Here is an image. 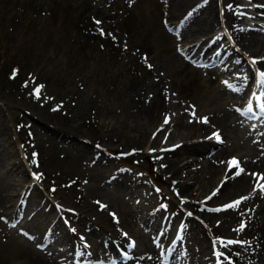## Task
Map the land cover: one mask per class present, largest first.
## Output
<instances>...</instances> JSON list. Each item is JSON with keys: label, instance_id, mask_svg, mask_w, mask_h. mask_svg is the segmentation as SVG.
I'll return each instance as SVG.
<instances>
[{"label": "rangeland", "instance_id": "rangeland-1", "mask_svg": "<svg viewBox=\"0 0 264 264\" xmlns=\"http://www.w3.org/2000/svg\"><path fill=\"white\" fill-rule=\"evenodd\" d=\"M168 1L166 0L167 3H164L174 2L173 0ZM199 1L203 2L198 0L196 5L200 4ZM6 2L0 0V16L2 17L0 18V26L3 27V34L0 35V69L2 66L5 68L0 71V226L3 227V229L0 227V239L2 240L0 241V247L3 248L0 249V252L4 251L9 257L4 260L7 263L0 262V264H12L11 262L13 264H27L29 262V264H34V259L38 256H43L42 259L47 256L54 264H69L72 261L77 264L79 257L81 258L80 264L82 261L83 264H88L90 260L85 259L84 255L81 254L84 252L81 247L85 238L86 245L88 244V238L93 242H90V249H94L95 252L93 259L94 262L100 264V260L109 261L110 257H115L116 251L120 253L123 250L119 246L114 249L110 245L116 240L114 233H122L125 230H129L134 234L128 240L135 244L134 249L140 254L141 262L149 264L152 256L150 253L156 252V248L160 245V243L153 242L152 236H154L163 221H166L165 230H167V233L165 232V236L169 238V241L173 237L177 238L179 235L177 230L181 229L180 239L177 240V249L173 247L174 252L176 249L178 257L183 262L181 264H215L214 261L217 264H264V237L260 236V223L264 220V217L261 219L264 216V190L258 188L262 191L259 193V200L255 203L257 205L256 210L255 205L252 207L251 202L246 204L240 202V205L236 208L232 209L231 207L229 209H232L231 214H224L223 210L215 211L211 207L218 203L222 204L221 199H224L214 198L215 194L210 198V203H204V198L211 188L217 186L222 178H228L223 176L225 174L223 169L225 154L219 153L222 146L219 144L208 154H193L195 158H193L190 167L192 170L187 175L181 172L175 179L183 185L182 188L186 187L185 190L181 189L182 192H178L173 184L175 180H172L163 169L159 152L171 149L172 146H176L181 142H198L203 139L202 136L187 137L183 128L173 125L170 114L166 116L163 113L151 122L144 120L142 115H135L127 110L124 97H119L118 100L114 89H111L110 93H106L99 89L101 87L96 86L95 80H101L99 78L100 74L78 72L73 64L62 59L59 60L57 55L54 58L53 54L49 60L44 61L42 54L40 59L36 60L35 63L32 62L33 59L28 57L29 54L26 53L25 37L21 44H18L16 39L17 31L15 27L17 29L21 17L26 14L25 4L17 0H6ZM241 2L245 4L244 10L247 13L244 15L246 18L249 17L248 19H250L249 12L256 10L258 15L261 12V16L255 19L258 30L254 32L253 40H249V34L242 33L237 37L234 33L232 34V29L225 22V16L223 15V8H229L230 3L224 2V5L223 3L218 5L216 1V5L219 7H216L219 10V23L217 22L214 26L215 30L212 29L209 32L210 34L208 33L206 36H201L200 33L199 35L198 33L197 35L192 34V31L186 26L183 33H179L182 32L179 27L172 29L174 24L176 22L180 24L182 19L181 26L186 24L184 19L191 12V9L181 18L169 20V22L173 20V23L170 22L172 26L166 29L175 38L176 47L173 49L171 45V54H167V56L171 59L177 53L179 60L189 61L188 64L195 67L192 62L195 61L194 59L199 53L205 52L210 56L218 51V48L214 45L208 47L209 43H213L217 39L218 44L224 46L228 44L227 49L229 47L230 51L227 50V52L222 53L219 64L216 63L217 69H225V72L230 73V75L237 73L238 76L242 77L250 72L251 79L246 80L243 77L246 82H250L256 74L255 66L264 70L262 64L264 60V41H262L264 38V25L261 26V24H264V0H241ZM230 11L235 15L239 9H231ZM4 12L7 13L4 14ZM3 15L10 18V23L5 24L4 21H1ZM11 17L15 19L12 20ZM162 19L165 20V17L162 16ZM207 37H209L207 43H202L200 47L193 46V43L198 44ZM182 44H186V46H181ZM206 47H208L207 50ZM253 47H256V50ZM48 51V48H46L45 54ZM175 51L177 52L175 53ZM196 52L197 54H195ZM218 52L221 54L222 51ZM156 54H159V56L153 60L154 74L152 73L153 76L152 74L149 75L147 80L149 82L155 80L156 74L166 82L173 80L169 77L171 75L170 66L176 68L178 62L167 63L165 59L167 56L162 57L158 51ZM253 60L256 63H252ZM225 61L227 64H225ZM49 63H55V65H51L52 70L45 66ZM9 67L20 69L23 74H26V67H30L32 69L30 77L36 76L42 84L38 85V82L35 81L28 88L25 87L26 84L22 88L11 84L6 78L8 77L6 74H8ZM197 68L201 69L202 66ZM39 72L42 74H39ZM9 74L11 75V73ZM19 77L22 79V75ZM245 80L243 82L246 84ZM37 89H39L38 96L35 93ZM170 92L171 103L175 110H181L185 107L197 108L186 101L179 100L177 91ZM91 94H97V98L92 97L93 102L88 103L86 99ZM39 97H42L47 103L53 104L54 108L56 105V110L60 107L72 116L80 112H85L84 116L86 117L90 114L98 121L99 131L105 140L103 139L99 144V138L90 139L79 135L64 136L59 132V126L62 125L50 118L43 108L44 106H40L36 102L40 100ZM87 103L90 105L86 107ZM207 105L209 106L197 109L198 115L202 114L204 110L212 108L210 104ZM165 118L168 123H165ZM232 119L227 121L229 125L230 123L233 124L230 125L231 127L235 128L234 132H230V138L229 136L227 138L229 140L226 144L228 149L233 146V141L243 143L245 135L241 132L248 126L243 119H240L241 124L239 125L235 123V119ZM220 124L217 122V125L222 128V132L229 134V130H224ZM132 126L138 130L139 128H145L144 131L146 132L144 140L140 141L141 150L136 153L129 150L127 144L131 142L128 143L126 140L129 135L135 137L136 140L139 139L138 131H133ZM110 129L115 130V135L108 132ZM122 130L128 135H123ZM60 131L62 132V130ZM110 136L111 138H109ZM247 139L250 140L248 135ZM82 140L86 142L87 148L82 144ZM154 140L156 141L154 142ZM203 140L209 141L212 139L208 136V139ZM123 142L125 143L123 144ZM229 142H231L230 146ZM246 146L251 150V143L248 142ZM93 149L99 150L94 153ZM90 150L93 152L91 153ZM228 153L229 151L226 150V154ZM97 156L104 160H99ZM184 156L183 153L177 158L180 166L183 165ZM115 175H122L124 178L119 177L115 178V181L111 180L110 178ZM225 181L222 182L218 190ZM112 183L118 187L121 197H118L112 192V189L108 188ZM233 186V189L239 190L235 196L230 197L232 198L230 203L242 200L250 191L254 190L250 189L249 182L238 178H236ZM105 199L114 208V215H107V209L104 208L109 206L104 207L96 203H103L106 201ZM251 207L253 210L248 209ZM152 211L158 212L157 218L159 219L157 221L150 217L149 212ZM184 213H187V215ZM189 213L191 215H188ZM152 221L155 223H152ZM235 224L237 230H235L236 234L234 236L238 235L241 239L231 237L228 240L235 241L236 244L228 243V240L220 239V241H217L215 239V237L222 236L219 233L223 231L229 233L231 227ZM245 225L248 228L242 230ZM152 227L153 229H151ZM148 234H150V243L146 239ZM9 236L11 239L19 237L24 244H28V250L26 249L25 252V249L23 251L15 249L14 243L10 244L11 239H7ZM124 242L126 243V240ZM224 248L233 255H225ZM102 249H105L107 253L109 252V258L104 255ZM212 254L213 256H210ZM237 254L240 255L239 257L241 255L242 257L247 256L245 260L243 259V263L233 260L234 255ZM147 258L149 259L147 260ZM117 259L119 260L118 256ZM224 259L227 261L224 262Z\"/></svg>", "mask_w": 264, "mask_h": 264}, {"label": "bare ground", "instance_id": "bare-ground-1", "mask_svg": "<svg viewBox=\"0 0 264 264\" xmlns=\"http://www.w3.org/2000/svg\"><path fill=\"white\" fill-rule=\"evenodd\" d=\"M4 1L6 2V0H4ZM17 1H19V2L22 1V3L24 2V4H25L24 8L26 9V14H24L21 17L20 24L18 26L16 25L17 29L15 27V30L17 31L16 39H17V43L21 44L24 37H25L26 53L29 54L28 57L33 59L32 62L35 63L36 60H38L42 57V54H43V60L44 61L49 60V58L52 57L54 54V56H55L54 58H56V55H57L59 60L62 59L65 62L68 61L69 63L73 64V67H75V70L78 72L80 71L83 74H85L86 72L100 74L99 78L101 80H97V79L95 80L96 86L101 87L99 89L105 91L106 93H110L112 91L111 89H114L115 95L117 96L118 100L120 99L119 97H122V98L124 97L125 106H126L128 111H131L135 115L144 116L142 118L148 122L156 120L163 113H164V115L166 114V116H167V114H170V118L173 121L172 122L173 125H175L176 127L180 126L181 128H183L187 137L192 138V136H193V138H194L195 135H198V137H199V134L208 133V129L210 127H218L217 122H218V124L221 123L220 125L223 126L224 130L225 129L229 130V132L235 131V128H233V127L230 128V126L227 124V121L230 120L229 115H231L229 108L227 106H225L219 98H216L215 95L211 93V92H215V93L218 92L219 83L217 81L216 76L212 73V71L210 69H206V71L205 70L202 71V70H199L198 68L190 66L191 64L189 65L187 62H184L183 60H179L178 59L179 55L177 56V53H176L177 51H175L176 54L173 55V58L170 59L167 56V54H171V51H170L171 45L174 49L176 47V44L174 41L175 38L172 37V35L168 32V29H166V28L172 26V25H170V22H172L173 20L170 22H169V20H171L173 18H176V19L179 17L181 18L186 12H188L191 9V12L187 16H185L184 20L186 21V24L181 26V23L183 20L182 19L180 24H179V22H176L174 24V26L172 27V29L179 27V29L182 32H179V31H177V32L183 33L185 30L184 28L186 26L189 28L190 31H192V34L197 35V33H198V35H199V33H200L201 36L202 35L206 36V34L211 32L212 29L215 30L214 26L219 20V15H218L219 10H217V8H216V7H218L216 5V1H217L218 5L220 3L221 4L223 3V5H224V2L225 3L229 2L230 7L229 8H223V15L225 16L226 22L228 23V25L232 29V34L234 33V35L236 37L238 35L240 36V34H242V33L249 34V36H248L249 40H253L254 32H256L255 31L256 27L254 26V22L251 19L250 20L252 23L251 22L249 23L245 20L249 17L246 18L244 15L247 12L244 10L245 4L243 2H241V0H221V1L220 0H202L203 2L199 1L200 2V4L198 3L199 5H196L198 0H173L174 2L170 3V4H166L167 3L166 0L165 1L164 0H103V1L101 0L102 2H100L99 0H17ZM169 1H171V0H169ZM164 2H166V3H164ZM250 5H251V3H250ZM231 9H234V10L239 9V11H236V14L234 15L230 11ZM0 11H1V8H0ZM5 13H7V12H4V14ZM260 13L261 12H259V14ZM249 14L252 17H256L258 15V12L252 11V12H249ZM162 16L165 17V20L162 19ZM224 16H221V17H224ZM0 18H2V17L0 16ZM11 19H12V17H11ZM13 19H15V18L13 17ZM1 21L2 22L4 21L5 24H8V23H10V18L7 17L6 15H3V20H1ZM97 21H99V23H97ZM11 28H13V27H11ZM1 34H3V27L2 26H0V35ZM181 35H183V34H181ZM210 37L212 38V36H210ZM262 37H260V38H262ZM208 40H209V37L205 38L203 41L202 40L200 42L198 41L199 42L198 44L193 43V46L196 45L197 47L198 46L200 47V45L202 43H207ZM239 40H240V38H239ZM262 41H264V38ZM213 45L216 48H218V51L221 50L222 51L221 54H222L223 52L226 51L228 44L225 46L221 45L220 43L218 44V41L216 39L213 43H209L208 47L209 46L211 47ZM204 46H206V45H204ZM208 47H206V50L208 49ZM46 48H48L49 51L46 52V54H45ZM255 48L253 47V49H255ZM155 50L160 52V55H162V57L165 58L167 56L165 58L167 63L171 64V63H177L178 62L177 67L175 66L176 68H171L172 66H170L168 64L170 66V70H171L170 71L171 75H169V77L173 78V80L166 82L164 79L159 77L157 74H156V78H154L155 80H153L151 82H149V80H147V78H149V75H151L152 73L154 74V71H153L154 70V64H153L154 58L159 56V54H156L157 51L154 52ZM218 51L215 52L214 57L218 53H220ZM228 51H229V49H228ZM192 52H190V53L192 54ZM260 52H261V50H260ZM195 54H197V52ZM207 54L208 53L203 54V57H205ZM49 55H51V56H49ZM46 57H48V58H46ZM189 58H190V56H189ZM119 60H121L122 62H120ZM225 64H227L226 61H225ZM262 64L264 65V60L262 61ZM51 65H55V63L54 64L53 63L45 64L46 68L48 67L49 70H52ZM149 65H151V68L149 67ZM2 68H3V66H2ZM2 68L0 69V71L5 69V68H3V69ZM43 68H45V67H43ZM219 70H221V69H219ZM12 71H13V73H12ZM35 71H37V70H35ZM3 72H5V71H3ZM9 73H11V75ZM30 73L32 74V69L30 67H26V74H23L22 70H20V69H12L11 67H9L8 74H6L8 77H6V78L9 80V82L11 84L18 85V87L20 86L21 88L24 86V84H26L25 85L26 88H28L29 86L31 87L32 83L35 81L38 82L37 83L38 85L39 84L41 85L42 83L40 82V80H38V78L36 76L30 77V75H31ZM39 74H42V73L39 72ZM153 74H152V76H153ZM246 74H247V76L251 75L250 72H248ZM20 75H22V79L19 77ZM152 76H150V77H152ZM243 77H245V76H243ZM43 80H41V81H43ZM245 82H246V80H245ZM98 84H100V85H98ZM170 91H177V93H178L177 97L179 100H181L182 102L186 101V102L192 104L193 106H196L197 108H191L190 109L189 107H185L181 110H175L173 104L171 103L172 100L170 98V96H171ZM91 92H93V91H91ZM92 97L97 98V94H91V96L88 95L86 102L92 103L93 102ZM36 102H38V104L40 106H44L43 108L48 113L50 118L58 121L62 125L61 127L59 126V128H60V130H62V132L60 130H59V132L64 134V136L67 135V136L71 137V136L79 135V136H83V137H89L90 139L99 138L98 139L99 144L104 139V136H102V134L98 128V121L94 117H92L90 114H88V116L86 117V116H84L85 112L84 113L80 112V113H76L72 116V114L62 110L60 107H58L56 110L55 109L56 105L54 108L53 104H51V103L49 104V102L47 103L42 97L40 98L39 101H36ZM88 103H87L86 107L90 105ZM207 104H210L212 107V108L209 107L210 109H208V110L206 109V111H203L204 117L207 118V123H197L193 118V116L196 113L195 109L204 108L206 106H209ZM188 115L191 118H188ZM181 117H183L184 119ZM75 123H77V124H75ZM159 124H161V123H159ZM239 124H241V123H239ZM230 125H233V124L230 123ZM131 129L133 131H138V138L139 139L136 140L135 137L133 138L132 136L129 135L128 139H126V140L128 143L129 142H131V143H129L127 145H128L129 150L136 153V152H139L141 150L140 143L144 140L146 132L144 131L145 128L144 129L139 128V130H138V129H135L134 126H132ZM64 132H66V133H64ZM108 132L111 135L112 134L115 135V130L110 129V131H108ZM122 134L128 135L127 133L124 132V130H122ZM157 134H158V132H157ZM116 135H117V133H116ZM231 136H233V135H231ZM117 137H119V136H117ZM109 138H111V136ZM229 138H230V136H229ZM95 141H97V140H95ZM155 141L156 140H154V142ZM85 143L86 142H84L82 140V144H84L85 148H87ZM124 143L125 142H123V144ZM78 146H81V145H78ZM214 146H215V142H213V141L211 142L210 140L209 141L203 140V141H198V142L197 141H188V142H181L180 144H178L176 146L174 145L173 148H171V149H166L163 151L161 150L159 153L161 154V161H162L163 169L166 171V173L168 174V176L172 180L177 179V176L181 172H183L184 175L185 174L187 175L192 170L190 167L193 163V158H195L193 156V154H207L208 152H210L214 148ZM221 149H222V147L220 148V150ZM93 150H94V153H96L97 150H99V149H97V150L93 149ZM92 152L93 151H91V153ZM183 153L185 154V156L183 157L184 161H183V165L180 166L177 158L180 155H182ZM14 158L16 159V157H14ZM97 158L99 160L102 159V158H99V156H97ZM102 160H104V159H102ZM195 167H196V164H195ZM261 168H263V167H261ZM119 177L124 178L122 175H115V176H112L110 179L115 181V178H119ZM191 178H192V176H191ZM236 178L237 177H235L234 175L229 176V179L226 180L223 183V185L221 186V188L218 190L215 198H224L221 200L225 201V200L229 199L230 197L234 196L237 193V191L239 190V189H233V187H234L233 184L236 181ZM238 179H242V181L250 182L249 176L244 175V174L239 176ZM173 184H174V187L176 188L175 190H177L178 192H182L181 189L182 190L186 189V187L182 188L183 185L181 183H179L178 180H175L173 182ZM108 188L112 189V192H114V194H116L118 197H121V193H120L118 187L114 183L110 184L108 186ZM256 194H258V193H255V195H253V198H254L252 200L253 202L256 201V199L258 197ZM13 201H15V200H13ZM96 203L98 205L101 204V202H96ZM244 203H246V200L244 201ZM259 203H261V202H259ZM261 207H262V205H261ZM226 208L230 209L229 207H226ZM104 209L106 210L108 208L106 207ZM184 214L187 215V213H184ZM107 215H109V214H107ZM149 215L151 218H154L155 221H157V219H159V218H157L158 212L156 213V212L152 211V212H149ZM12 216H13V214H12ZM153 222L154 221H152V223ZM7 226H9V225H7ZM160 226H161L160 228L163 230L162 235L164 234V232L167 233V230H165L166 229L165 228L166 227V221H163ZM0 227H2V226H0ZM4 227H5V225H4ZM2 229H3V227H2ZM151 229H153V227ZM260 230H261L260 236L264 237V220H262V222L260 223ZM7 233H9V232H7ZM10 233H11V231H10ZM2 234H3V232H2ZM114 234L117 237V239L114 240V241H116V245L117 246L118 245L123 246L125 244V242H124V239L119 234V232H115ZM5 235H6V233H5ZM7 239H11V237L9 236V238H7ZM30 239H32V238H30ZM146 239L150 243V235H146ZM0 241H2V240L0 239ZM7 242H9V241L7 240ZM11 243H14L15 249H18V250L20 249L21 251H23V249H25V252H26L28 244H24L19 239V237L18 238L14 237L13 239H11L10 244ZM3 244H1V245H3ZM116 245H112V248H116ZM14 248H13V250H15ZM0 249H1V247H0ZM258 250H260V249H258ZM32 252L30 253L31 255L33 254ZM39 252L41 253V251H39ZM225 252H226V250H225ZM43 253H47V252H43ZM150 254H152V253H150ZM34 255H33V257H34ZM231 255H233V254H231ZM88 256L90 257V261L88 264H95L94 259H93L94 258L93 253L92 252L88 253ZM133 256L136 259L139 258L136 255V252H134L133 255H131L129 257L130 259L126 262V264H129L131 262ZM210 256H213V254ZM7 257H9V256L6 255L4 253V251L0 252V262L1 263H4V262L7 263V261H4V260L8 259ZM10 257H12V256H10ZM245 257H247V256H245ZM245 257L244 256L243 257L237 256V258H236V255H235V257H233V260L235 259L237 262L241 263L243 261V259L244 260L246 259ZM42 258H43V256L36 257V259H34V261H35L34 264L35 263L36 264H54L49 257L46 256V257H44L45 259H42ZM220 258H222V257H220ZM95 259H97V258H95ZM148 259L149 258H147V260ZM10 260H11V258H10ZM13 261H15V260H13ZM226 261L227 260L224 259V262H226ZM11 263L13 264V262H11ZM29 263H27V264H29ZM107 263H108V261H107ZM107 263L105 262V264H107ZM181 263H183V262H181ZM61 264H63V263H61ZM69 264H75V263H74V261H72ZM96 264H98V263H96ZM117 264H125V263H122L121 261H117ZM198 264H200V263H198ZM260 264H262V263H260Z\"/></svg>", "mask_w": 264, "mask_h": 264}, {"label": "snow or ice", "instance_id": "snow-or-ice-1", "mask_svg": "<svg viewBox=\"0 0 264 264\" xmlns=\"http://www.w3.org/2000/svg\"><path fill=\"white\" fill-rule=\"evenodd\" d=\"M97 23H99V21H97ZM252 63H256V61L253 60ZM149 67L151 68V65H149ZM258 75H259L260 82L264 83V72H260ZM36 93H37V96H38L39 95V89L36 90ZM249 110H251V109H249ZM203 122L207 123V118H203ZM165 123H168L167 119L165 120ZM214 135L216 136L217 140L220 139L219 134H214ZM231 165L234 168L239 169V163H238V161L235 158H233V160L231 161ZM242 171H243V169H239V171L236 172V175H239ZM261 179H264V177H261ZM262 190H264V186H262ZM239 203H240V201H236L234 204H230L227 207H229V208L236 207V206L239 205ZM188 215H191V213H189ZM228 243H235V241H229Z\"/></svg>", "mask_w": 264, "mask_h": 264}]
</instances>
